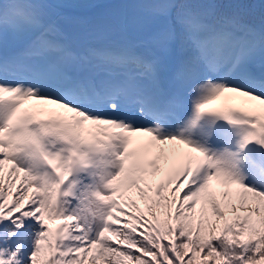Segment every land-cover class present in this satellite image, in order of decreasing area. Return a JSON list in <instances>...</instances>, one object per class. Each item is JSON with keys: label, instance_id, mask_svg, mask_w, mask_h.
Instances as JSON below:
<instances>
[{"label": "snow or ice", "instance_id": "snow-or-ice-1", "mask_svg": "<svg viewBox=\"0 0 264 264\" xmlns=\"http://www.w3.org/2000/svg\"><path fill=\"white\" fill-rule=\"evenodd\" d=\"M0 264H264V0H0Z\"/></svg>", "mask_w": 264, "mask_h": 264}, {"label": "trees", "instance_id": "trees-1", "mask_svg": "<svg viewBox=\"0 0 264 264\" xmlns=\"http://www.w3.org/2000/svg\"><path fill=\"white\" fill-rule=\"evenodd\" d=\"M253 3L259 5V0H253ZM260 11H261V10H260L258 7L255 9L254 16H255V19H256L257 21H259V18H260ZM85 14H86V12L82 11V15L85 16ZM55 224H56V222H54V225H55Z\"/></svg>", "mask_w": 264, "mask_h": 264}, {"label": "rangeland", "instance_id": "rangeland-1", "mask_svg": "<svg viewBox=\"0 0 264 264\" xmlns=\"http://www.w3.org/2000/svg\"><path fill=\"white\" fill-rule=\"evenodd\" d=\"M84 12H86L85 17L89 15V13L87 11H84ZM77 14L83 16L82 15V11L77 13ZM94 43H100V42L99 41H95ZM218 105H219V102L217 101V102H213V104L210 105V107H214V106H218Z\"/></svg>", "mask_w": 264, "mask_h": 264}]
</instances>
